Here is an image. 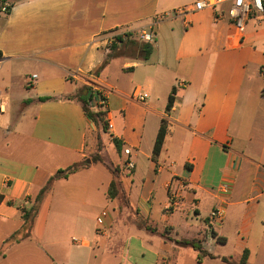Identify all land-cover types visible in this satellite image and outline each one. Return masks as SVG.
Segmentation results:
<instances>
[{"label":"crops","instance_id":"crops-1","mask_svg":"<svg viewBox=\"0 0 264 264\" xmlns=\"http://www.w3.org/2000/svg\"><path fill=\"white\" fill-rule=\"evenodd\" d=\"M11 1L0 15V264H241L246 252V264H264V23L239 31L229 2L163 18L196 0ZM143 31L156 34L149 59ZM84 87L105 93L112 130L86 116ZM98 135L115 174L92 164L55 181L32 237L6 243L21 208ZM184 240L201 245V261Z\"/></svg>","mask_w":264,"mask_h":264},{"label":"trees","instance_id":"trees-1","mask_svg":"<svg viewBox=\"0 0 264 264\" xmlns=\"http://www.w3.org/2000/svg\"><path fill=\"white\" fill-rule=\"evenodd\" d=\"M153 34L156 37V34L153 32ZM130 34H125V37L122 35H116L114 37V41L115 45H123L126 44L127 41L124 40V38L129 37ZM156 39V38H155ZM140 44L139 46L143 49V51L145 52V59H149V57L152 55L154 49H155V45L152 42H146L144 40H142L141 38H139ZM138 41V42H139ZM113 45V46H115ZM108 62V59H106V61L104 62L103 65H105ZM103 66H101L100 68H102ZM91 89L84 87L82 89L79 90L78 94H77V98L78 100L81 102L82 107L84 112L86 113V116L92 121L94 122L97 126L102 125V127L104 129H107L108 124L105 120V116H106V111H101L95 108H91L89 107L88 104V95ZM175 93H176V89L174 88L170 94L169 97V101H168V105H167V110H170L174 104V100H175ZM50 98H46L44 99V101L48 100ZM165 135H166V128L164 126V123H162V126L159 130L157 139H156V143H155V147H154V156H158L161 152L162 146H163V142L165 139ZM98 139V145L100 147V150L98 152H96L97 154L94 155L93 158H87L86 160H84L83 162L80 163H75L73 165H70L64 169H60L58 170L54 175H52L47 184L40 190V192L38 193V195L34 198L33 201H31L27 206H23L21 208V212H22V219H23V226L22 228L17 231L16 233H14L7 241L6 243H17L20 242L24 239H28L31 238L33 235V228L35 225V221L36 218L39 214L41 205L43 203V201L45 200L46 196L50 193L52 186L54 184L55 181L58 180H62V179H67L69 178L72 174L85 169V168H89L92 164L97 165V164H103L106 165L102 155L100 154L102 149H103V143L101 140L100 135H98L97 137ZM114 144L115 147L117 149L118 152L121 151L122 149V144L120 141L118 140H114ZM89 159L91 160V162H89ZM118 169V168H116ZM112 174H115V168H111L109 170ZM118 183L116 180H113L110 184L109 187V192H108V196L110 199H115V197L118 195ZM155 231V230H153ZM181 245H185V246H191L193 248H195L196 250L200 251V255L198 257V260L201 261V253H202V248L201 245L194 241H188V240H184L179 242ZM226 260V259H225ZM227 261V260H226ZM247 261V252L244 255L241 264H246Z\"/></svg>","mask_w":264,"mask_h":264},{"label":"built area","instance_id":"built-area-1","mask_svg":"<svg viewBox=\"0 0 264 264\" xmlns=\"http://www.w3.org/2000/svg\"><path fill=\"white\" fill-rule=\"evenodd\" d=\"M230 3V7L227 11L229 19L233 22L235 27L243 32L247 26L249 20H255L256 23H264V0H196L191 8H179L175 12L177 15H185L190 12H199L207 9L215 10L216 7L224 3ZM13 2L11 0H0V15L7 16L13 9ZM113 36V42H114ZM155 35L153 32L141 33V39L146 42H152L155 40ZM111 41V42H112ZM264 78V72L262 73ZM135 99L139 102H144L148 98V94H141L140 90H137L134 94ZM88 104L89 107L95 108L101 111H106L107 108V97L105 93L97 88H91L88 95ZM3 109V106L0 103V110ZM108 128L113 129V124L108 123ZM125 155H130L131 150L125 149ZM129 169L134 168V163L129 160L126 163ZM175 204V201H174ZM224 218V209L217 208L212 211L210 219L213 225H220L223 222Z\"/></svg>","mask_w":264,"mask_h":264},{"label":"rangeland","instance_id":"rangeland-1","mask_svg":"<svg viewBox=\"0 0 264 264\" xmlns=\"http://www.w3.org/2000/svg\"><path fill=\"white\" fill-rule=\"evenodd\" d=\"M175 15H177L176 12H171V13L168 14L167 17H164V16H163V18L173 17V16H175ZM152 43H154V45L156 46V45H157V40L155 39L154 41H152ZM1 75H2V74H1ZM9 137H10V140H12V142H13L12 136L10 135ZM94 143H95V146H94V148H93L94 151H92V153H91L90 156L88 157V158H90V159L93 158L94 155L97 154L96 152H98V151L100 150V147H99V145H98V139H97V138H94ZM100 154L102 155L103 160H104V162H105L106 165H103V164H101V165H103V166L99 165V170H101V175L103 174L102 176H104L105 179H107V178H108L107 173L105 172V175H104V173H103L104 171H102V170H103L102 168H106V169L109 171L112 167H113V168L115 167V165H113V162H112V152L109 151L108 148H105V147H104V148L102 149V151H101ZM95 156H96V155H95ZM90 159H89V162H91ZM54 210H55V207H54V205H53V207H51V213H50V216H49L48 221H47V226H46V237H49V236H51L52 234L57 233V231L54 230ZM211 233H212V234H211ZM210 234H211V236H212V239L215 240V238L217 237L216 234H215L213 231H211ZM231 246H232V245H231ZM207 264H217V263H215V261H212V262H209V263H207Z\"/></svg>","mask_w":264,"mask_h":264}]
</instances>
